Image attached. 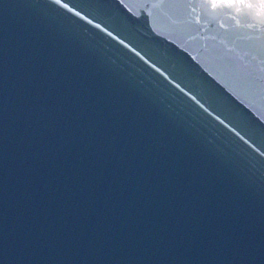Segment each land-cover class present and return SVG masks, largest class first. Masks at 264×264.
Masks as SVG:
<instances>
[{"label": "water", "instance_id": "95a60500", "mask_svg": "<svg viewBox=\"0 0 264 264\" xmlns=\"http://www.w3.org/2000/svg\"><path fill=\"white\" fill-rule=\"evenodd\" d=\"M0 264H264V0H0Z\"/></svg>", "mask_w": 264, "mask_h": 264}]
</instances>
